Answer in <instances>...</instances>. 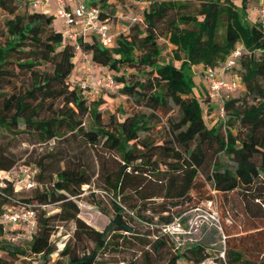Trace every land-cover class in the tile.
I'll return each mask as SVG.
<instances>
[{
	"label": "trees",
	"instance_id": "obj_1",
	"mask_svg": "<svg viewBox=\"0 0 264 264\" xmlns=\"http://www.w3.org/2000/svg\"><path fill=\"white\" fill-rule=\"evenodd\" d=\"M90 2L98 6L99 19L107 22L105 10L110 11L113 0ZM31 3L0 0V129L18 131L22 126L31 144L54 145L47 162L28 167L36 173L34 188L25 198H19L22 188L14 192L20 180L11 172L15 159L0 146V173L8 172L2 180L0 212L27 208L35 220L24 248L9 240L0 244L9 261L47 264L54 252L48 240L49 222L73 221L82 227L71 198L96 176L111 198L112 215L101 231L81 229L93 247L81 256H69L65 264H94L114 237L137 235L133 219L147 226L153 217L159 226L171 224L186 210L190 195L206 184L215 193L227 194L246 193L258 181L264 182V29L254 14L247 22L253 0H201L195 7L183 1L148 0L139 22L123 28L110 46H101L93 34L80 39V50L91 64L113 72L119 93L148 111L115 119L109 114L105 125L101 100L87 103L83 91L69 79L72 47L52 28L53 18L32 10ZM161 46L171 47L169 60L161 58ZM237 47L242 52L227 74L238 79L242 96L224 99L223 117L207 127L199 99L206 112L214 108L217 113V106L211 105L201 80L193 81V67L216 70ZM127 69L142 79L126 74ZM160 110L167 133L157 143L148 132L159 122ZM72 144L95 148L96 172L70 158ZM96 147L109 154L112 168ZM220 154L230 166L219 162ZM155 199L160 201L154 203ZM48 204H58V212L36 214V206ZM16 229L25 234L20 226L0 224V238ZM163 239V234L155 237L153 251L164 244ZM66 249L63 245L59 255ZM223 256L226 264H264V253L253 258L234 245H227ZM207 257L202 246L193 245L174 252L165 264L199 263ZM0 264L8 263L0 259Z\"/></svg>",
	"mask_w": 264,
	"mask_h": 264
},
{
	"label": "rangeland",
	"instance_id": "obj_2",
	"mask_svg": "<svg viewBox=\"0 0 264 264\" xmlns=\"http://www.w3.org/2000/svg\"><path fill=\"white\" fill-rule=\"evenodd\" d=\"M143 1L147 2L148 0ZM174 1L187 2L195 7L201 0ZM113 3L110 11L109 9L105 10L108 13L107 26L112 30L128 27V19L138 13L139 6H134L127 0H113ZM247 15V22L250 24L254 15L251 10H249ZM1 20L0 15V32L2 30ZM54 28L59 30V24L55 23ZM159 43H162V41H159ZM161 47V58L164 61L169 60L171 47ZM173 64L175 66L178 65L177 62H173ZM74 66L75 69L72 70L69 79L74 84H77L82 78V72L78 62L75 61ZM200 71L199 68H193V81L196 83L200 79ZM102 72L112 75L113 78L116 76L106 68H103ZM125 73L136 74L135 79H142L134 69H127ZM227 76L228 74H226V79ZM117 86L112 91L99 90L93 93L83 91L87 103L97 99L101 100L102 103L99 108L103 125L107 124L109 114L115 119L124 117L133 111L148 113L147 110L141 107H135L124 95L120 94L118 91L120 85ZM221 95L223 99L228 97L240 98L242 93L233 90L229 92L223 91ZM199 103L202 108L205 125L211 127L217 124L219 116L214 108L206 112L205 103L201 99H199ZM211 105L216 107L218 102L213 100ZM163 113L161 110L158 112L160 120L148 132L150 138L157 143L167 133ZM170 114L175 116L176 109ZM53 145V142L31 144L26 133L22 131V126L18 128V131L0 129L1 148L15 159V165L11 168V172H14V174H17L22 167H36L37 161L47 162V152ZM71 147L73 152H71L70 158L74 156V161L78 160L79 164L88 166L91 172L98 170V158L95 148L77 144H72ZM96 150L105 159V164L112 168L114 163L110 159L109 154L97 147ZM55 151L57 152V150ZM218 159L219 162L230 166V162L225 156L220 154ZM30 194L31 192L22 190L19 198H25ZM207 196L210 199H205ZM71 199L78 209L76 218L83 226L78 228L73 221L49 222L51 234L48 240L53 246L54 252L50 255L47 264H65L69 256H81L83 253H88L92 249L93 243L81 232V229H84L85 226L101 231L112 215L111 198L103 190V183L100 177H93L89 185L81 187V194ZM154 201V203H158L160 199H155ZM183 208L186 210L182 215L167 226H159L157 217H153L151 224L148 226L133 219L131 225L137 235H125L123 238L114 237L111 244L98 253L94 264H165L174 252H183L187 247L193 245L202 246L208 256L213 259L220 252H223L227 245L243 248L250 252L253 258H261L263 256L264 182L258 181L255 187L246 193L237 190L227 194L215 193L206 184L205 187L190 195V201ZM35 209L36 214L43 212L45 216H50L58 212V204L36 206ZM19 229L6 233L0 238V244L4 240H9L16 246L24 248L27 239L25 234ZM160 234L164 235V244L158 251H153L151 245L155 237ZM63 245H66L67 249L64 255H59ZM0 259L5 260L8 264H13L1 251Z\"/></svg>",
	"mask_w": 264,
	"mask_h": 264
},
{
	"label": "built area",
	"instance_id": "obj_3",
	"mask_svg": "<svg viewBox=\"0 0 264 264\" xmlns=\"http://www.w3.org/2000/svg\"><path fill=\"white\" fill-rule=\"evenodd\" d=\"M55 7L52 12V18H57L61 22V30L59 31L64 41L69 44L74 52L72 59L77 58L80 62V69L82 78L77 83L81 91L93 93L95 91H112L116 88L113 77L104 73L97 77L93 76L91 72L92 64L89 56L82 52L79 47V40L85 38L88 34H93L99 44L103 47L110 46L114 38L122 31H113L107 26V22L99 19L100 10L96 4H92L90 0H53ZM134 6H139V11L134 16L128 19L129 25L139 22L140 15L145 6L146 1L130 0ZM37 0H32L31 9L36 10L38 7ZM43 7H48V0H42ZM255 15L257 23L264 29V0H253L251 8ZM242 49L237 47L228 56L222 66L216 70L206 68L201 71L200 80L205 86L208 97L213 101L218 102L217 114L219 118L223 117V110L221 107L223 91L229 92L238 90L240 84L238 79L232 75L226 79L227 70L236 64V60L240 57ZM36 173L35 168L22 167L18 170L20 180L18 187L14 190L17 192L21 188L25 191L34 188L33 177ZM8 178V172L0 173V196H3L1 189L3 188L2 180ZM0 224L3 227L20 226L25 231V238L29 240L35 228V220L33 212L27 208H19L16 210L6 209L0 212ZM185 264H226L223 252H220L216 258L207 257L199 263H185Z\"/></svg>",
	"mask_w": 264,
	"mask_h": 264
},
{
	"label": "crops",
	"instance_id": "obj_4",
	"mask_svg": "<svg viewBox=\"0 0 264 264\" xmlns=\"http://www.w3.org/2000/svg\"><path fill=\"white\" fill-rule=\"evenodd\" d=\"M37 4H38V7H37V9L35 10V11H37V12H41V13H43V14H45V15H47V16H52V12H53V9H54V7H55V4H54V1L53 0H48V7H43V5H42V0H37ZM252 12V11H251ZM253 13V12H252ZM55 23H58L59 24V26H60V29L59 30H56L55 28H54V24ZM52 27H53V29L54 30H56V31H60L61 30V22H60V20L59 19H57V18H53V20H52ZM120 29V28H119ZM117 30V29H116ZM116 30H113V31H116ZM78 57H79V55H77V58H75V59H72V63H73V70L75 69V61L76 62H78V64H79V67H81V65H80V62H79V60H78ZM193 68H199L200 70H201V68H200V66H197V67H193ZM95 70V73H94V70ZM102 69L103 68H101V67H97V66H94V65H92V67H91V72H92V74H93V76H95V77H97V76H99V75H102V74H104V73H106V72H102ZM81 70V69H80Z\"/></svg>",
	"mask_w": 264,
	"mask_h": 264
}]
</instances>
